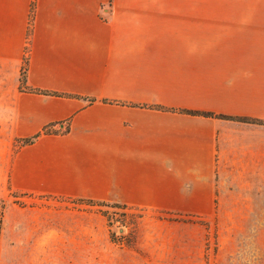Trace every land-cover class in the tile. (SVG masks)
<instances>
[{
	"label": "crops",
	"instance_id": "crops-1",
	"mask_svg": "<svg viewBox=\"0 0 264 264\" xmlns=\"http://www.w3.org/2000/svg\"><path fill=\"white\" fill-rule=\"evenodd\" d=\"M0 103L39 134L18 192L206 215L239 185L261 210L264 0H0Z\"/></svg>",
	"mask_w": 264,
	"mask_h": 264
},
{
	"label": "rangeland",
	"instance_id": "rangeland-1",
	"mask_svg": "<svg viewBox=\"0 0 264 264\" xmlns=\"http://www.w3.org/2000/svg\"><path fill=\"white\" fill-rule=\"evenodd\" d=\"M16 139L0 103V264H264V204L247 209L239 185L206 215L22 193L8 177Z\"/></svg>",
	"mask_w": 264,
	"mask_h": 264
},
{
	"label": "trees",
	"instance_id": "trees-1",
	"mask_svg": "<svg viewBox=\"0 0 264 264\" xmlns=\"http://www.w3.org/2000/svg\"><path fill=\"white\" fill-rule=\"evenodd\" d=\"M24 74H25V68L22 67V71H21V77H20V81L21 83H23L24 81ZM180 112H187V113H191V114H200V115H205V116H212V117H223L222 115L219 114H215L212 112H207V111H193V110H188V109H181L179 110ZM238 120L240 121H246V122H262V121H255L252 119H248L245 117H239ZM68 126H66V128L64 130H68ZM43 133H51V132H58V130L53 129L52 126L48 125L46 127H44V129L42 130ZM39 134L30 136V137H25V138H17L16 142L18 144V146L26 144V143H30L32 142Z\"/></svg>",
	"mask_w": 264,
	"mask_h": 264
}]
</instances>
